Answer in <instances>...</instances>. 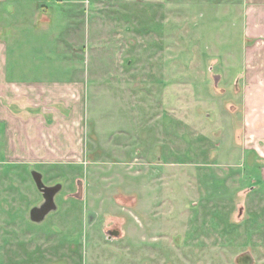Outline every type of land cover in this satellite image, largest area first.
<instances>
[{"label": "rangeland", "instance_id": "rangeland-1", "mask_svg": "<svg viewBox=\"0 0 264 264\" xmlns=\"http://www.w3.org/2000/svg\"><path fill=\"white\" fill-rule=\"evenodd\" d=\"M60 1L0 18L39 5L72 20V43L62 20L58 44L38 37L41 61L74 65L21 78L85 81L84 156L0 164V264H264V35L245 19L260 5ZM31 169L62 184L37 223Z\"/></svg>", "mask_w": 264, "mask_h": 264}, {"label": "crops", "instance_id": "crops-1", "mask_svg": "<svg viewBox=\"0 0 264 264\" xmlns=\"http://www.w3.org/2000/svg\"><path fill=\"white\" fill-rule=\"evenodd\" d=\"M41 1L0 0V8L3 6L4 9L5 3L8 7L9 3L38 4ZM246 1L260 5V8L247 11L248 33L264 35V0ZM87 2L84 9H89ZM38 6L30 15L20 12L14 17L5 14L0 18V164L4 166L15 157L30 166L59 163L66 156L76 158L74 161L81 160L88 138L85 81L52 77L21 78L31 68H60L61 64L68 67L69 62L74 65L73 59L67 56L55 62L40 60L44 43L43 37H38L42 32L38 27L49 33V42L57 44L58 21L62 20L60 28L65 34L62 44L72 43L75 34L69 29L72 28L69 17L62 15L60 18V14L53 16V13L38 11ZM86 19H89L88 15ZM12 24L17 27L11 30ZM260 46L263 48L264 42ZM64 52L67 50L64 49ZM49 56L52 58L51 54Z\"/></svg>", "mask_w": 264, "mask_h": 264}, {"label": "water", "instance_id": "water-1", "mask_svg": "<svg viewBox=\"0 0 264 264\" xmlns=\"http://www.w3.org/2000/svg\"><path fill=\"white\" fill-rule=\"evenodd\" d=\"M31 177L37 188L41 193L42 201L38 205H34L29 209L28 218L32 222H41L45 216L56 209L54 197L56 193L61 189V183L46 184L42 180V173L38 170H30ZM239 261L243 264H251L252 258L249 254H244L239 257Z\"/></svg>", "mask_w": 264, "mask_h": 264}]
</instances>
